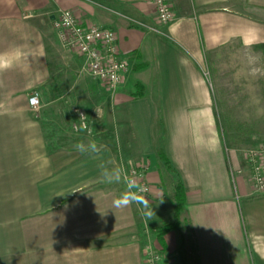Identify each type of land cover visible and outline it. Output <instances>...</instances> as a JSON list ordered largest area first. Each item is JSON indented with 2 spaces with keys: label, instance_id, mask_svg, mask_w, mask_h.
<instances>
[{
  "label": "crops",
  "instance_id": "crops-1",
  "mask_svg": "<svg viewBox=\"0 0 264 264\" xmlns=\"http://www.w3.org/2000/svg\"><path fill=\"white\" fill-rule=\"evenodd\" d=\"M169 2L174 17L162 25L152 0H0V63L10 65L0 69V264H145L147 245L159 264H264V194L224 146L204 75L210 53L264 43V0ZM65 9L116 34L129 68L115 90L60 44L51 20ZM74 108L86 114L87 140L74 136L83 132L72 128ZM158 139L185 192L164 246L152 231L166 198ZM139 165L147 203L125 180ZM126 193L127 206H114Z\"/></svg>",
  "mask_w": 264,
  "mask_h": 264
},
{
  "label": "built area",
  "instance_id": "built-area-1",
  "mask_svg": "<svg viewBox=\"0 0 264 264\" xmlns=\"http://www.w3.org/2000/svg\"><path fill=\"white\" fill-rule=\"evenodd\" d=\"M152 4L160 24L166 25L173 20L174 13L169 0H152ZM52 27L57 33L60 44L83 57L85 70L96 78L103 86L115 90L122 83L124 73L129 68V62L122 57L114 31L97 25L82 24L75 14L68 9L59 11L51 20ZM40 97L33 91L28 97V105L40 107ZM76 121L74 131H86L88 122L86 114L79 108L73 109ZM248 165L249 180L254 191L264 194V145L248 150L245 154ZM147 165L130 168L125 180L134 185L131 189L145 203L150 201L151 189L146 176ZM160 255L147 245L145 249V264H159Z\"/></svg>",
  "mask_w": 264,
  "mask_h": 264
},
{
  "label": "rangeland",
  "instance_id": "rangeland-1",
  "mask_svg": "<svg viewBox=\"0 0 264 264\" xmlns=\"http://www.w3.org/2000/svg\"><path fill=\"white\" fill-rule=\"evenodd\" d=\"M262 44H256L250 50L235 45V49L229 48L223 54L220 51L217 54L210 53L209 65L204 68V75L209 80L213 96L222 142L226 148H232L244 157L247 170L246 152L264 145V50ZM225 116L232 117L241 124H234L231 129H227ZM100 128L99 131H104L103 126ZM90 131L88 128L85 132L75 133L74 136L87 140L86 138L91 136ZM123 133L125 139L131 141L130 146L133 149L136 145L134 131L129 129ZM165 199L159 202L165 215L161 217V211H157L161 218L171 214L166 213V210L171 211V205L167 198Z\"/></svg>",
  "mask_w": 264,
  "mask_h": 264
},
{
  "label": "trees",
  "instance_id": "trees-1",
  "mask_svg": "<svg viewBox=\"0 0 264 264\" xmlns=\"http://www.w3.org/2000/svg\"><path fill=\"white\" fill-rule=\"evenodd\" d=\"M262 49L264 50V43L262 44ZM138 95L143 94L142 88L136 89ZM227 115V114H226ZM225 121L227 124V129L235 125H240L238 121L236 122L232 117L229 118L225 116ZM219 128V124H218ZM220 132V128H219ZM155 146V155L157 160V168L160 175V185L163 189L167 201L171 205V214L168 217L162 218L159 225L152 228V231L155 234L156 240L164 246V235L171 230L177 229L180 223L183 221L182 213L184 211L185 205V192L181 179L178 174L170 164L168 158L163 152L160 139L156 141ZM166 200V199H165ZM182 264H197L196 259L192 256L187 259V261L182 262Z\"/></svg>",
  "mask_w": 264,
  "mask_h": 264
},
{
  "label": "clouds",
  "instance_id": "clouds-1",
  "mask_svg": "<svg viewBox=\"0 0 264 264\" xmlns=\"http://www.w3.org/2000/svg\"><path fill=\"white\" fill-rule=\"evenodd\" d=\"M10 65L7 63H0V69H6L8 68ZM78 151L84 152L86 151V147L82 144V143H78L76 146ZM93 149H95V145L92 146ZM106 177L107 179L111 182L112 180H118L119 179V174L114 173V174H108L106 173ZM134 185L132 184L131 181H129V188L131 189ZM131 201V197L126 193L124 194L121 198L117 199L116 201H114V206L116 207H124L127 206V204Z\"/></svg>",
  "mask_w": 264,
  "mask_h": 264
}]
</instances>
